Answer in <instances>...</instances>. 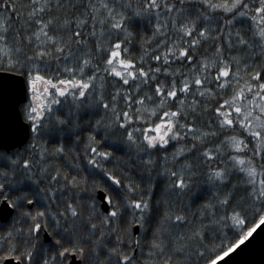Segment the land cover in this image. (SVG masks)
<instances>
[{
    "label": "snow or ice",
    "instance_id": "1",
    "mask_svg": "<svg viewBox=\"0 0 264 264\" xmlns=\"http://www.w3.org/2000/svg\"><path fill=\"white\" fill-rule=\"evenodd\" d=\"M261 225L264 0H0V264H217Z\"/></svg>",
    "mask_w": 264,
    "mask_h": 264
},
{
    "label": "water",
    "instance_id": "2",
    "mask_svg": "<svg viewBox=\"0 0 264 264\" xmlns=\"http://www.w3.org/2000/svg\"><path fill=\"white\" fill-rule=\"evenodd\" d=\"M8 119L9 118L7 114H5L4 123L6 128H7ZM17 147H22V146L18 145ZM100 194L101 193L98 192L97 194L98 199ZM137 227L138 226H135L134 233L136 232ZM261 228H264V225H261ZM258 233H260V228H258L257 232L253 234L254 236L257 237V239L256 242L251 247L247 248L243 252H240V250L237 249L236 252H239V255H237L236 253H229V256L223 257L221 260L217 261V264H225V262L228 261L230 257L233 258L231 264H264V234L258 235ZM243 247L244 245H241V248Z\"/></svg>",
    "mask_w": 264,
    "mask_h": 264
},
{
    "label": "trees",
    "instance_id": "3",
    "mask_svg": "<svg viewBox=\"0 0 264 264\" xmlns=\"http://www.w3.org/2000/svg\"><path fill=\"white\" fill-rule=\"evenodd\" d=\"M113 139H116V138H113ZM65 143H66V145H67V143H68V141H67V137H65ZM120 147H123V146L121 145ZM115 155H116L118 158H122L123 153L120 152V151H116V152H115ZM109 167H111V165H109ZM97 194H98V193H97ZM159 195H160V193H159L158 191H157V192H154V194H153V199L155 200L156 198L159 197ZM117 227H118V228H122V227H123V224H122L121 222L118 221V223H117ZM134 228H135V226H133V228H132L133 233H134ZM200 264H203V262L201 261Z\"/></svg>",
    "mask_w": 264,
    "mask_h": 264
}]
</instances>
